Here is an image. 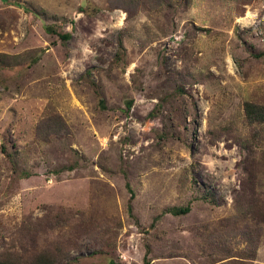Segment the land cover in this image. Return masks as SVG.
Here are the masks:
<instances>
[{
  "label": "rangeland",
  "instance_id": "rangeland-1",
  "mask_svg": "<svg viewBox=\"0 0 264 264\" xmlns=\"http://www.w3.org/2000/svg\"><path fill=\"white\" fill-rule=\"evenodd\" d=\"M249 105L264 0H0V261L264 264Z\"/></svg>",
  "mask_w": 264,
  "mask_h": 264
},
{
  "label": "trees",
  "instance_id": "trees-1",
  "mask_svg": "<svg viewBox=\"0 0 264 264\" xmlns=\"http://www.w3.org/2000/svg\"><path fill=\"white\" fill-rule=\"evenodd\" d=\"M64 37H68V35H66V36H64ZM249 107H250V111H249V113L251 114V116L253 117L255 114H258L260 117L258 118V119H262V118H264V112H261V113H259L258 111H257V108L255 109V107L254 106H252V105H249ZM262 110H264L263 108H262ZM172 214H174V215H181V214H185V213H187L188 211H189V208L188 207H177V208H172V209H170L169 210ZM0 264H14L12 261H0Z\"/></svg>",
  "mask_w": 264,
  "mask_h": 264
}]
</instances>
